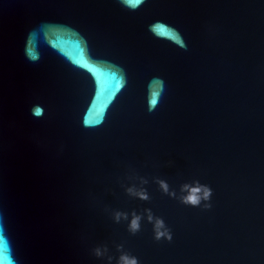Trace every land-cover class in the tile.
<instances>
[{"label":"water","instance_id":"water-1","mask_svg":"<svg viewBox=\"0 0 264 264\" xmlns=\"http://www.w3.org/2000/svg\"><path fill=\"white\" fill-rule=\"evenodd\" d=\"M132 260L264 264V0H0V264Z\"/></svg>","mask_w":264,"mask_h":264},{"label":"snow or ice","instance_id":"snow-or-ice-1","mask_svg":"<svg viewBox=\"0 0 264 264\" xmlns=\"http://www.w3.org/2000/svg\"><path fill=\"white\" fill-rule=\"evenodd\" d=\"M137 3L140 2V0H136ZM163 29H161L162 31ZM119 84H120V78L117 77V76H114L113 77V84H112V88L113 89H116L119 87ZM111 91V90H110ZM157 93H154L153 94V98L151 100V104L152 106L154 107L156 104H157ZM37 112H39V109H37ZM100 122V114L99 113H96L91 119H89L88 121H86V123L88 124H96V123H99ZM135 227V222L133 223V228Z\"/></svg>","mask_w":264,"mask_h":264},{"label":"clouds","instance_id":"clouds-1","mask_svg":"<svg viewBox=\"0 0 264 264\" xmlns=\"http://www.w3.org/2000/svg\"><path fill=\"white\" fill-rule=\"evenodd\" d=\"M37 109H39V108H37ZM37 109L35 110V114H36V115H40V114H41V110L39 109V112H37ZM196 191H198V189H197ZM210 194H211V190H210V189H206V190H205V199H207V198L210 196ZM189 202H191L192 204H196V203H198V201H197V199L195 198V196L191 197L190 200H189ZM162 224H163L162 221H157V225H158V226H160V225H162ZM135 227H138V225H135ZM164 235H165V233L160 232V231H157V233H156V238L159 239L161 236H164ZM167 238H168L169 240H171L172 237H171V234H170V233L167 234ZM130 264H135V260L130 261Z\"/></svg>","mask_w":264,"mask_h":264}]
</instances>
